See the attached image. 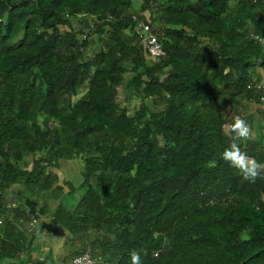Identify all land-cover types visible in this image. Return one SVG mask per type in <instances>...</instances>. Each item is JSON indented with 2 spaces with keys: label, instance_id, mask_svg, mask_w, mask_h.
Listing matches in <instances>:
<instances>
[{
  "label": "trees",
  "instance_id": "obj_1",
  "mask_svg": "<svg viewBox=\"0 0 264 264\" xmlns=\"http://www.w3.org/2000/svg\"><path fill=\"white\" fill-rule=\"evenodd\" d=\"M132 1L0 0V216L11 186L55 194L51 169L83 155L84 180L65 183L52 218L81 232L84 247L71 262L88 254L94 264H130L135 250L143 264H264L261 137L237 141L261 164L254 182L221 156L244 102L264 100L254 77L264 70V0H237L234 10L231 0H142L137 12ZM80 15L86 33L70 23ZM140 22L163 56L143 48ZM102 35L107 43L85 59L90 37ZM149 58L156 60L148 65ZM129 70L141 100L133 116L120 106ZM44 152L29 169L18 167ZM12 205L15 219H37L28 213L33 205ZM30 249L6 221L0 264L31 263L23 258Z\"/></svg>",
  "mask_w": 264,
  "mask_h": 264
},
{
  "label": "rangeland",
  "instance_id": "obj_2",
  "mask_svg": "<svg viewBox=\"0 0 264 264\" xmlns=\"http://www.w3.org/2000/svg\"><path fill=\"white\" fill-rule=\"evenodd\" d=\"M142 4V0H133L130 11L137 12L138 7ZM237 5V0L230 1V10H234ZM72 27L75 30H82L84 33L87 32V27L84 24V17L77 16L74 18H69ZM244 27H248L250 32H252L251 26L249 23H244ZM125 35H128L125 34ZM131 38L132 35L130 34ZM90 45L87 50L84 51L83 55L85 59L91 58L95 55L106 43V36L102 35L100 37L92 36L90 37ZM135 42V41H133ZM140 43L137 42V48H140ZM156 59L149 58L146 61V64H153ZM124 64H129L128 61H125ZM128 68H131L129 64ZM135 76V73L132 71H128L123 77V87L121 89L122 96L125 98V101H120V106L126 108L129 115L133 116L136 114L139 108V104L141 102L140 98L135 94L134 90L129 87L131 79ZM254 77L259 78L258 84L264 85V70L256 69L254 72ZM83 90H79L76 93V96L72 98V101H75L76 98L82 95ZM147 104L149 101H145ZM229 118V115H226ZM239 117L247 120L251 128V135L243 142L248 140H256L261 137L262 144L264 145V100L261 106H258L252 102H244L243 107L240 109ZM47 156L46 152L44 153H36L33 155H27L23 161L18 165L21 168H30V164L32 160L40 158L41 156ZM83 171H85V160L83 155L80 157L74 158L70 161H58V169H51L52 174L57 176V182L54 183L53 188L57 189L58 192L52 194L51 191H39L38 186H27L24 183H19L11 186L7 190V198L10 202L8 211L6 214L0 216V229L3 228L6 221H12L16 224L18 230L24 233L27 241H31V249L29 252L23 255V258L29 256L33 259L31 263L27 264H71V254L75 252V250H79L84 247V244L78 242L76 239L77 236L81 235V232L70 233L66 231L59 225L52 224V218L54 217V211L59 202H61L65 194L68 192V188L65 185L66 182L72 184L75 187H79L83 182ZM91 184L95 185V179L91 180ZM84 188L81 187L76 191L71 200L73 205H67L70 210L77 202L79 201L81 194L83 193ZM61 197L59 199H55V196ZM67 198V197H66ZM65 200H68L66 199ZM13 203H22V204H31L33 208L28 212L32 213L33 218H37L35 220L24 221L21 219H15L13 216L14 212L12 210ZM48 204L49 210L46 214L42 213V207ZM21 210H27L21 205ZM93 231H88V235L90 236L89 240L92 239ZM87 243V238H85Z\"/></svg>",
  "mask_w": 264,
  "mask_h": 264
},
{
  "label": "clouds",
  "instance_id": "obj_3",
  "mask_svg": "<svg viewBox=\"0 0 264 264\" xmlns=\"http://www.w3.org/2000/svg\"><path fill=\"white\" fill-rule=\"evenodd\" d=\"M231 131L234 138L230 145L225 147L221 153L222 159L238 168L246 180L254 182L260 175L261 164L254 157L249 156L246 151L242 150L240 143L237 142L250 137V125L247 120L237 116L233 120ZM130 264H143V257L139 251L133 250L130 253Z\"/></svg>",
  "mask_w": 264,
  "mask_h": 264
},
{
  "label": "built area",
  "instance_id": "obj_4",
  "mask_svg": "<svg viewBox=\"0 0 264 264\" xmlns=\"http://www.w3.org/2000/svg\"><path fill=\"white\" fill-rule=\"evenodd\" d=\"M136 34L138 36L139 42L143 45V48L147 51L149 56L157 58L163 56V50L151 36L149 26L144 23H139V26L136 28ZM95 261L88 254L81 255L75 258L71 264H94Z\"/></svg>",
  "mask_w": 264,
  "mask_h": 264
}]
</instances>
